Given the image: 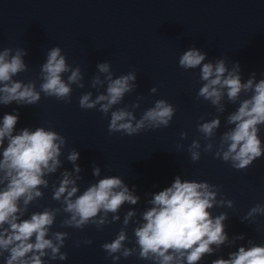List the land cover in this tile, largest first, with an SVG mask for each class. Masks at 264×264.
I'll return each instance as SVG.
<instances>
[{"label":"clouds","instance_id":"9594fccd","mask_svg":"<svg viewBox=\"0 0 264 264\" xmlns=\"http://www.w3.org/2000/svg\"><path fill=\"white\" fill-rule=\"evenodd\" d=\"M27 50L4 48L0 51V105H36L44 97H54L57 101L71 104L73 85L83 88V73L79 66L67 62L60 46L51 47L46 53V61L40 66L41 83H27L14 79L28 70L24 57ZM207 53L191 47L179 57L178 64L184 70L199 68V88L196 99L208 101L217 113L225 111L227 102L237 105L226 118L227 130L213 143L221 126L219 116L198 123L197 131L205 141L203 148L199 139H193L187 152L193 163L204 153H212L214 159L230 163L237 171H246L253 163L264 157V142L260 132L264 125V78L258 82L253 72L246 82H242L239 63L227 66L224 58L204 62ZM100 74L93 77L91 87L97 95L88 91L79 97L81 109H96L104 117L110 115L108 132L126 136L169 127L176 108L165 99H158L139 118L134 110L140 107L143 96L124 107L121 104L126 94L136 89V72L129 71L114 78L109 62L97 64ZM68 73L67 80L63 74ZM264 76V73L261 74ZM101 92L98 88L104 87ZM152 94L157 92L153 87ZM242 95L246 98H241ZM203 120V117H201ZM19 111L5 113L0 120V258L3 264H48V261H65L63 252L65 241L70 233L52 231L58 216L62 228L83 230L94 225L102 230L105 225L120 220L119 210L128 203L135 205L140 197L130 190L120 176H106L89 184L82 192L78 181L82 171L77 161L80 153L72 148L67 160L73 165L72 171L64 170L58 180L51 184L52 199L59 207H44L42 211L28 214L29 207L44 197L43 189L50 187L45 177L57 173L63 167L60 157L67 147L66 138L51 127H27L16 132ZM181 140L188 138L187 132L180 133ZM6 142V146H5ZM182 148L183 145H178ZM215 149V150H214ZM101 169L94 166L92 175L99 177ZM219 197V199H218ZM151 205L141 214L139 221H133L134 210L125 213L122 227L111 242L101 244L106 258L116 264L121 257L137 256L151 264H198L205 255H213L222 245L235 244L244 240V235L229 239L226 223L227 212L213 215L216 207L233 208L234 202L222 194L221 186L208 181L182 180L178 175L171 186L152 195ZM109 214H112L109 220ZM264 216V203H257L243 216L241 222L254 221L256 216ZM133 229L134 241L128 234L129 223ZM91 245L92 239L82 241ZM132 243V247L126 246ZM81 241H76L79 247ZM47 258V260L45 259ZM211 264H264V244L248 240L247 246H239L228 254V258H217Z\"/></svg>","mask_w":264,"mask_h":264}]
</instances>
